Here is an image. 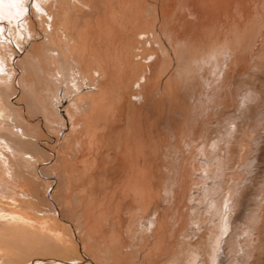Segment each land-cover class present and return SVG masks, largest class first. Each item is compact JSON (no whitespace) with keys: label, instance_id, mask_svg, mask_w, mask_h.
<instances>
[{"label":"bare ground","instance_id":"1","mask_svg":"<svg viewBox=\"0 0 264 264\" xmlns=\"http://www.w3.org/2000/svg\"><path fill=\"white\" fill-rule=\"evenodd\" d=\"M80 1L81 0H48V2L46 1L47 3H44V1L41 0L39 4L41 5L43 14H35L36 18H38V27H34L35 24H33L34 21L32 22L31 18L26 20V27L24 24L21 25L24 31V40L25 35L27 34L29 37V33H31V41H27L28 46L36 40H42L43 45L41 46H44V50L41 48L43 52L39 60L30 52H26L28 46L26 47L24 41L22 44L20 43L15 21H13L11 25L0 23L6 28L5 36H7L6 33L9 31L8 33L11 34L13 41H15L14 43H16V46H14L10 42V39L8 41L1 40L2 42H0V61L3 62L4 68V74H0V264H135L141 256L142 249H146L145 247L150 245L151 239L158 241L159 252L162 253L166 235L160 230L161 226H159L160 219L158 211H155V209L153 210V207H151L154 182L151 175L153 172H146L144 168H141V147L139 146V140L135 133L139 126L137 121L141 114L140 110L145 108L148 103L158 100V96L160 97V88L156 85V87L154 86L147 91L145 88L149 81L152 80L151 77L158 75L159 78L161 77L160 81H158L160 83L161 80L165 82L167 90L171 93L170 95H174V98L178 97L181 99L183 94V97H188L189 99L196 98L195 100L200 106L208 105L209 107L210 105L212 107H219L224 104V100L222 101L221 98L224 97L223 95L225 93L227 94V84L229 80L232 79L231 77L235 73L236 68H241V70H243L245 64L242 62L244 64L242 65L241 61H244L246 56L254 52V44L247 43L246 40H248L249 37L252 38V33H256L254 35L258 34L259 39L263 37L264 13L262 12L264 10V3H262V0H256L257 2L253 5L257 8L256 11H253L251 8L252 11L250 14L252 18H248V23L252 21L253 23L250 24L251 26L249 28L246 26L247 20L244 21V24L242 23V26L240 22L232 19L227 26L224 24L220 27L219 33L210 37H204L202 35L201 37L198 33L199 36L192 33V28L190 27L191 30L189 28V23L191 22L187 20V18H194V20H196L202 17L201 7L203 5V0L196 1H202L200 2L202 5H196L197 3L194 4V0L191 2L192 4L187 3L185 5H179L181 4L179 1L183 0H174L178 1V3L171 5H169L167 0H155V5H153L157 6L159 26L156 27H158V29L154 27L153 30H145L146 32L143 31L136 34L135 38L137 39L136 43H142L143 46L144 44H149L151 47L153 46V51L148 55H146V52V57L143 60H141L142 57L139 53V49L142 48L141 44V47L139 45L140 48L136 47L137 52H139L134 56L133 54H129L128 49H124L123 52L121 51V59L124 62L123 71L120 75L122 81L118 83L117 87L110 88L113 92L112 94H114L113 98L110 99V97H106L105 94L108 93V87L106 88V86L101 85V92H93V95L88 94L90 99L87 98L84 104L78 100L77 96L75 100L73 98V102L71 101L66 107V112L70 120L73 121L80 113H85V116H83L85 118L87 116L86 124L92 123V125L97 126L96 129L99 125L100 127L103 126V131L108 134V148L105 152H103L104 150L99 151V147L97 149H86L82 144L83 141L80 140V138H76L74 140L75 144H73L74 147L72 145V152L76 160L78 159V162L70 166V174L67 176V181H65L63 187L64 189L61 187L64 197H49L48 194L42 196L43 194L41 195L42 192L39 193L32 174L30 175L29 173V169L36 162L38 153L37 147H32V139L36 142L43 133V122V124L52 131L56 126L58 129V126L62 123L63 118L59 112V107L56 105L59 104L60 106L61 104L59 92L62 88L64 89L63 98L66 99L76 90V88L73 87L74 82L75 87L78 89L83 88L84 80L86 79L89 83L88 86L96 87L98 84L97 78H100L90 74L86 76L84 75L86 73L84 72L83 74L82 70L79 75L75 76V72L79 69L77 63L66 57L68 54L67 43H69V40H67L62 24L66 12L71 10V8ZM221 1L223 3L225 0ZM240 1L241 0H236L229 4L226 3L229 8L223 10L222 15L226 14L227 17L231 18L232 13L235 12L233 7ZM245 12L247 13V10ZM242 13L244 14V12ZM181 17L186 19V25L184 29V25H182V29L180 30L178 25L175 26L177 22L174 24V19L176 18L177 20V18L180 19ZM36 28L42 30L43 38ZM207 28L209 29L208 26ZM213 31L211 32L213 33ZM258 38H255V40H259ZM54 42H56L58 46L55 45L57 47L56 50L55 48H49ZM18 44L20 45L19 48H17ZM135 59L144 61L143 65L140 63L142 68L138 66L139 62L136 63L137 61H135ZM263 61L264 52L257 57L253 65L258 64L257 66H260ZM35 62H40L41 64L42 74L40 76L43 77V82L45 83L43 89L45 96L40 93H38L40 96L38 94L36 95L32 89V83L25 79V75L28 74V71L34 73ZM43 64L46 65V68H43ZM253 68L255 69V67ZM104 69L106 68L104 67ZM171 69H174L175 73H173V75L177 76V79H175L173 75H170ZM112 77L114 78V76ZM135 77L137 79H135ZM157 78L155 79L156 81ZM104 79L106 78L104 77ZM120 79H118V81ZM178 79L179 81H177ZM185 85L186 94L184 96V93L181 94L178 92L180 91L178 89L182 86L185 87ZM34 86L36 87V85ZM150 86L152 85L150 84ZM90 92L92 93V91ZM260 92L261 91L258 90L254 91L252 87H249L245 90V99L252 102L254 105L259 103L258 105L264 108V95H261L264 91H262V93ZM87 93H89V91ZM95 93H97L96 96ZM170 95L169 97L167 96L169 100L173 97ZM90 96L94 97L92 98ZM257 96L262 99L261 102L254 99V97ZM25 97H28V99ZM83 97L86 98V96ZM195 100L193 102H196ZM183 102L184 101H182V103ZM177 106L172 105L171 109L173 107L177 109ZM180 107L183 106L180 105ZM185 108L187 107L185 106ZM199 109L198 107H196V109L194 108L196 112ZM183 110L181 109V111ZM194 110L193 114L195 113ZM209 110L207 113L210 112ZM260 111V117L264 118V109ZM179 113L182 116L181 112ZM191 116L193 115L191 114ZM263 124L264 120H260L257 122L256 126H261ZM235 126L237 127L236 124ZM229 127H232V125ZM232 128L235 129V127ZM80 130L81 129H79V131ZM72 133H74V131H72ZM187 136L186 134L185 137L187 138ZM232 136H234V134ZM230 138L232 137H227L228 140H230ZM104 140H106V137ZM186 140L183 139L182 141L186 142ZM96 141L98 140L96 139ZM124 141H127V144L124 145ZM106 142L104 143L106 144ZM218 142L212 143V148L214 150H219L218 152H222L223 154L221 155L224 157L225 151L222 150ZM49 143L51 142L49 141ZM201 143L202 142H200V144ZM225 144L228 147V152H230V141L228 142L226 140ZM37 146L39 145L37 144ZM87 146H89V144ZM69 150L71 151V149ZM201 155H203V157L201 156L203 162H207L210 158L204 153ZM213 157L214 156H212V158ZM223 159H225V157ZM241 159L243 161L244 156H242ZM217 161L221 162L223 166L226 165L222 159ZM219 162H217L218 164L215 162L216 166H219V170L217 168L215 169H217L220 174L221 169H224L222 166L220 168ZM226 162L228 163V160H226ZM63 163H65V165L68 164L67 157L63 158ZM88 163L94 164L95 168L90 170L81 168L82 165L88 167ZM170 164L173 165L171 161ZM246 164L247 163H244V166H246L245 168L242 164L239 166L243 167V169H247L248 165ZM101 165H104V168L108 166L110 172L106 168L101 171ZM164 167L166 166L164 165ZM168 169H170V167ZM209 169L201 167L199 170V177L202 179L209 175ZM171 170L172 169H170V171ZM222 173L223 171L220 175H222ZM102 175L106 188L112 190L114 193L113 195L118 197L117 204L114 208L117 210H125L124 213L128 215V220L125 224V232H121L122 229L119 227L117 228V226L115 227L112 223L107 226L108 220L106 222L104 218V211H94L92 209V202H98L97 198L94 197L95 194H99L101 190H105L100 180ZM90 189L93 194L91 198L89 193ZM166 189L167 187L165 186V190ZM56 195L58 194L56 193ZM217 212L218 211H216V213ZM194 224L198 227L201 226L200 220H195ZM231 230L233 229L231 228ZM253 236L254 233H251V230L248 229L244 239L239 243L240 252L237 256L238 264H248L252 258V252L255 250L257 244L254 242ZM216 239L214 240L213 238L214 244L220 243L218 242L219 238ZM211 242L207 241L202 249L203 254H207L203 262L192 255H184V253H186L184 252L183 254L176 255L172 260L164 264H214L215 261H217V264H224L229 261L233 249L222 251L223 256L226 257L227 260L225 258L219 259L218 256L216 260V245H212ZM158 257H160V255Z\"/></svg>","mask_w":264,"mask_h":264},{"label":"rangeland","instance_id":"2","mask_svg":"<svg viewBox=\"0 0 264 264\" xmlns=\"http://www.w3.org/2000/svg\"><path fill=\"white\" fill-rule=\"evenodd\" d=\"M43 1L44 3L48 2V0ZM192 1L193 0L179 1L181 2V4L179 5H185L187 3L190 4ZM194 1L195 2L193 3H197L196 5H200V2H202H196L197 0ZM232 1L236 0H225L223 3L221 0H203V5L201 4L202 17L196 20H194V18H187V20H190L189 22H191L189 23V28H192V30L190 28L191 32L196 34L197 36H214L219 33V29L222 25L225 24V26H227L232 21V19L237 20L241 23V25L242 23L244 24V21L247 20L246 26L249 28L251 26L250 24L253 23V21L248 23V18H252V15L250 14L252 10L256 11L257 8L253 5H255L258 0H241L235 7H233L236 13H232L233 17L231 16V18H229L226 16V14H222L223 10H227L229 8L227 4L232 3ZM35 2L39 4L41 0H35ZM167 2L169 3V5L178 3V1L174 0H167ZM262 3H264V0H262ZM153 4L155 5V0H81L77 5L71 8V10L66 12V16L62 24L67 40H69V43H67L68 54L66 55V57L73 60V62H76L79 68L76 71L77 73L75 72L74 75H79L82 70L83 74L84 72L86 73L84 74L86 76H89L90 74L92 76H97L100 78H97L98 84L96 85V87L88 86V80H84L83 88L78 89L77 87H75V92L69 95L66 99L63 98L64 89L62 88L59 92L61 104L60 106L59 104H56L59 107V112L63 118L61 123L62 125L60 124L58 126V129L56 126L52 131L51 129L49 130L45 126V124H43V122V133L39 136V139L36 142H34V139H32V147H37L38 153L35 162L36 164L34 163L32 165V169H29V173L30 175L32 174V177L38 187L39 193L42 192L41 195L43 194L42 196L48 194L49 197H64L62 191L64 189L63 187L65 185V181H67V176L70 174V166L75 165L78 162V159L76 160V157L72 152L74 147L73 144H75L74 140L76 138H80V140L83 141L81 142L83 146L86 147V149H97L99 147V151L104 150L103 152H105L108 148V134L103 131V126L100 127L99 125V127L96 129L97 126L92 125V123L86 124L87 116L86 118L84 117L85 113H80L82 116L79 114L77 116V118L80 116L78 119L76 118L73 121L70 120L66 112V107L71 103V101L73 102V98L75 100V97L77 96L78 100L81 103L83 102L84 104V101H87V98H89V95H93V92H101V85L106 86V88L108 87V93L105 94L106 97H110V99L113 98L114 94H112L113 92L110 88L117 87L118 83L122 81V79H120V75L123 71L124 66V62L121 59L123 50L128 49L129 54H133V56L140 51L139 53L142 57L141 60H143L146 55L153 51V46L151 47V45L149 44H144L143 46L142 43H136L137 39H135L136 34L143 31L146 32L145 30L149 31V29L153 30L154 27L159 26L157 6H154ZM30 5L31 0H29L28 5L29 15L32 22L34 21V27H38V18H36L35 15L37 12L34 8H31ZM39 6L41 8L40 4ZM246 10L247 13L245 12ZM242 12H244V14ZM262 13H264V10ZM180 20H182L183 22ZM2 23L8 24L7 21H4ZM174 24H176L175 26L178 25L180 30L182 29V25H184V29L186 25V19L184 17H181L180 19L177 18L176 20L175 18ZM207 26L209 27V29L207 28ZM0 27H3L2 24H0ZM156 28L158 29V27ZM36 29H38V31L41 33V37L43 38V34L41 32L42 30L40 28ZM205 30H211L213 31V33L211 31L207 32ZM8 32L9 31H7L6 33L7 36H5L4 34L3 37H0V42H2L1 40L8 41L10 39V42L14 46H16V43H14L15 41H13L11 34ZM254 34L256 33H252V38L249 37L248 40H246L247 43L254 44V52H252L249 56H246L244 58V61H241L242 65L245 64L244 68L242 67L243 70H241V68H236L235 73L231 77L232 79L229 80L227 84L228 92L227 94L225 93L223 95L224 97L221 98L222 101L224 100V104L220 105L219 107H212L210 105L208 107V105H203L205 108L204 109L202 105L200 106V104L197 103V101L195 100L196 98L189 99L188 97H183L182 93H184V96L186 94V85L185 87L182 86L179 87L180 89H178L180 90L178 92L182 94L181 99L183 100L179 99L178 97L174 98V95H170L171 93H169V91L167 90V85L165 84V82H162L161 80V83H163L164 85L159 82L161 77L159 78L158 75V78L156 75L152 76V80L150 79L151 81H149V83L147 84L145 88L146 91L154 87L155 85L157 87L159 86L158 88H160V97L158 96V100L156 102L152 101L148 103L145 108L140 110L141 114L137 121L139 123V126L136 129L135 133L136 137L139 140V146L141 147V168H144L146 172H153V174L151 175L152 180L154 181L151 207H153V210L155 209V211H158L160 219L159 226H161L160 230L163 231L164 235L166 236L163 243L162 253L159 252L158 241L155 239H151L150 245L145 247L146 249H142V252L140 254L141 256L135 264H164L172 260L176 255L183 254L184 252H186L184 253V255H192L203 262L207 257V254H203V247L205 246L207 241H212L211 244L213 245V241L216 238H219L218 242H220H217L218 244H214L216 245L217 249L215 251L216 260L217 256L219 259L225 258L227 260V258L223 256L222 251L233 249L231 252L230 260L225 262L224 264H238L237 256L240 252L239 243L244 239L248 229L251 230V233H254L253 240L257 243L255 250H253L252 252V258L250 259L248 264H264V124L261 126H256L257 122H259L260 120H264V118L260 117V110L264 108H262L261 105H258L259 103L254 105L252 102H249L245 99V90L249 87H252V90L254 91H261L260 93L264 91V65H262L264 64V61L260 66H257L258 64L253 65L257 57L264 52V31L263 37H261L260 39L258 38V34ZM255 38H258L259 40H255ZM27 41L30 42L31 39H28V35L26 34L24 40L26 47L28 46ZM140 44L142 45V48L137 52L136 47L140 48ZM41 45H43L42 40H36L27 47L26 52H30L39 60V57L41 58L40 55L44 50V46ZM55 45L57 46L56 42L51 45L52 47L49 46V48H55L56 50L58 46L56 47ZM41 48H43L42 51ZM154 49L158 50L157 48ZM146 52L147 54L145 55ZM139 60L140 59H135V61H137L136 63L139 62L138 66L142 68L141 65H143L144 61ZM242 62H244V64ZM140 63L142 64L140 65ZM43 66V68H46L45 64H43ZM34 67V73L28 71V74L25 75V79L28 82L32 83V89L36 95L40 93L41 95L45 96L43 91L45 83L43 82V77L40 76L42 74L40 62H35ZM104 67L106 69H104ZM253 67H255V69ZM170 73V75H173V73H175L174 69H171ZM112 76H114V78ZM173 76L175 79L178 78L175 75ZM104 77L106 79H104ZM156 78L157 81L159 80L158 83H160L161 85L157 83V81L155 80ZM118 79L120 80L118 81ZM135 79L137 78L135 77ZM177 81H179V79ZM153 82H155L156 84ZM150 84L152 86H150ZM34 85H36V87ZM161 86L164 90L161 89ZM88 91L89 93H87ZM90 91H92V93ZM40 94L38 95L40 96ZM96 94L97 93H95V96ZM169 95L171 97L173 96L172 98H170V100L167 98V96L169 97ZM261 95H264V93H262ZM83 96H86V98ZM25 98L28 99V97ZM254 99H256L258 102L262 101L259 96L254 97ZM194 100L196 102H193ZM182 101L184 102L182 103ZM178 102H180L181 104ZM172 105L177 106V109H180L177 110L176 107H173L171 109ZM180 105L183 107H180ZM185 106L187 108H185ZM196 107H198V109L200 108L199 110L201 111L198 110L196 112L194 110V108L196 109ZM181 109L184 110L181 111ZM193 110L195 112L194 114ZM208 110L210 111L209 113H207ZM171 112L173 113V115ZM179 112H181L182 116ZM191 114L193 116H191ZM197 115L201 117H198ZM167 121H170V126ZM235 124L237 125V127L235 126ZM230 125H232V127H235V129L229 127ZM79 129L81 130L79 131ZM72 131H74V133H72ZM232 133L234 134V136H232ZM186 134L188 135L187 138L185 137ZM104 136L106 137V140H104ZM228 136L232 137L233 139L230 138V140H228ZM96 139L98 141H96ZM183 139L188 140H186L185 142L182 141ZM224 140H227L228 142L230 141V152H228V147L225 144ZM49 141L51 143H49ZM104 142H106V144ZM124 142V145L127 144V141ZM200 142L202 143L200 144ZM214 142H218L222 147V150L225 151V159H223L224 157L223 155H221L223 154L222 152H218L219 150H214L212 148V143ZM37 144L39 146H37ZM88 144L89 146H87ZM69 149H71V151ZM202 153L210 157L207 160L208 163L201 160L203 157V155H201ZM212 156L214 157L212 158ZM242 156H244L243 161L241 159ZM64 157L68 158L67 165L63 163ZM219 159H222V161L229 166L221 165V162L217 161ZM226 160H228V163L226 162ZM170 161L171 163H173V165L170 164ZM215 162H219L220 168L221 166L223 167L224 170L221 169V172L223 171L222 175H220L221 172L219 174V166L217 165V167ZM244 163H247V169H243V167H246L244 166ZM214 164L216 167L214 166ZM241 164L243 167H240ZM164 165L166 167H164ZM87 166L88 167H86V165H82L81 168H86L89 170L95 168L94 164L92 165V163H88ZM169 167L170 169H172L171 171L170 169H168ZM201 167L207 169L211 168L209 169V175L203 177L202 179L199 177V170L201 169ZM105 168L110 172L108 166H105ZM105 168L104 165H101L100 170L103 171ZM215 168H217L218 170ZM103 175L100 180L101 183H103V189L105 190H101L99 194H95L94 197L97 198L98 202H92V209L94 211H104V218L106 219V222L108 220L107 226L112 223L113 225H115V227L117 226V228H121V232H125V224L128 220V215L124 213L125 210H117L116 208H114L117 204L118 197L113 195L114 193L112 192V190L106 188V184L104 183L105 181L103 180ZM165 186L167 187L168 191L167 189L165 190ZM91 191L92 190L90 189V198L91 196H93ZM56 193L58 195H56ZM59 193L62 195H60ZM212 201L214 204L212 203ZM216 211L218 212L216 213ZM195 220H200V227L194 224ZM231 228L233 230H231ZM159 255L160 257H158ZM215 263L217 264V261H215Z\"/></svg>","mask_w":264,"mask_h":264},{"label":"snow or ice","instance_id":"3","mask_svg":"<svg viewBox=\"0 0 264 264\" xmlns=\"http://www.w3.org/2000/svg\"><path fill=\"white\" fill-rule=\"evenodd\" d=\"M28 5L29 0H0V23L7 20L8 25H11L13 21H15V27L18 30L21 44L24 41V31L21 28V25L24 24L26 27V20L30 18ZM30 6L31 8H34L38 14H43L39 4H37L35 0H31ZM5 31V27H0V37L4 36ZM28 38L31 39V33H29ZM19 46L20 45L18 44L17 48H19ZM0 74H4L2 61H0ZM73 87L75 88V82L73 83Z\"/></svg>","mask_w":264,"mask_h":264}]
</instances>
